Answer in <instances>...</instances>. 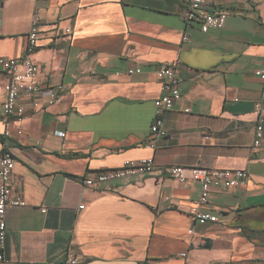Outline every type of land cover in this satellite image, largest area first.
<instances>
[{
  "label": "crops",
  "instance_id": "0c3cea01",
  "mask_svg": "<svg viewBox=\"0 0 264 264\" xmlns=\"http://www.w3.org/2000/svg\"><path fill=\"white\" fill-rule=\"evenodd\" d=\"M186 7L187 0H0L1 58L25 55L32 19L40 18L31 57L43 88L21 95L24 114L4 139L8 77L0 71V152H11V192L26 203L6 211L0 264H264V151H251L257 104L264 126V81L254 76L264 65V0H203L201 10L226 14L223 29L208 33L184 22ZM165 65L178 71L181 97L162 115L165 136L150 149L161 95L155 71ZM58 86L61 102L49 104L47 89ZM147 158L156 165L150 174L100 189L82 184ZM171 165L243 170L248 180L211 189L198 211L217 221L199 225L189 209L200 186L171 179Z\"/></svg>",
  "mask_w": 264,
  "mask_h": 264
},
{
  "label": "built area",
  "instance_id": "2783aa9c",
  "mask_svg": "<svg viewBox=\"0 0 264 264\" xmlns=\"http://www.w3.org/2000/svg\"><path fill=\"white\" fill-rule=\"evenodd\" d=\"M203 0H187V7L182 14L185 23H197L202 33L211 30H222L226 22L224 12L208 13L201 10ZM40 18L34 16L27 34V44L25 55L20 59H4L0 57V71L7 75L8 80L5 85V99L1 105V118L4 122V139L11 138L10 123L13 119H18L24 114V108L20 104L21 95H34L42 92L40 82V69L32 59V54L38 48L41 33L39 31ZM68 32V31H66ZM184 42H189L186 35L182 37ZM129 75L139 74V69H130ZM156 77L161 86V95L154 101L155 118L150 127L151 138L146 143L150 149L156 148L158 140L165 136L162 124V115L171 110L174 104L180 99V84L182 79L178 71L173 66H160L155 71ZM254 76L264 81V65L254 72ZM62 89L58 86L47 89L49 104L60 103L61 98L56 94ZM186 113L189 110H185ZM255 113L259 117L254 127V139L251 145L252 152L264 151V126L261 120L262 110L257 104ZM21 131H17L20 135ZM14 169V159L11 152L6 148L0 152V262L4 260L2 252L5 248L6 240V211L9 208H23L25 201L20 196H15L11 192V175ZM156 165L153 158L141 161H126L123 165L113 169L95 172L83 178L82 184L86 188L100 189L103 185L134 178L139 175H146L154 172ZM166 174L173 180L183 184L188 181L197 183L200 186V196L194 207L189 209V213L199 225L213 224L216 217L198 211V207L204 206L208 202V195L211 189H235L242 186L248 180V174L243 170L229 169H205L201 167H183L177 165L168 166ZM192 231H189L191 234ZM181 257H185L182 254ZM69 264H76V260H69Z\"/></svg>",
  "mask_w": 264,
  "mask_h": 264
}]
</instances>
